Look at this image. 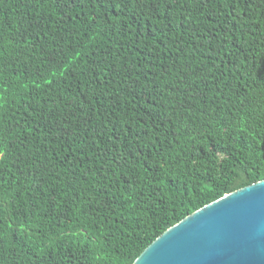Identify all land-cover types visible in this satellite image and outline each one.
Returning a JSON list of instances; mask_svg holds the SVG:
<instances>
[{
  "label": "trees",
  "instance_id": "16d2710c",
  "mask_svg": "<svg viewBox=\"0 0 264 264\" xmlns=\"http://www.w3.org/2000/svg\"><path fill=\"white\" fill-rule=\"evenodd\" d=\"M264 180V0H0V264H133Z\"/></svg>",
  "mask_w": 264,
  "mask_h": 264
},
{
  "label": "water",
  "instance_id": "95a60500",
  "mask_svg": "<svg viewBox=\"0 0 264 264\" xmlns=\"http://www.w3.org/2000/svg\"><path fill=\"white\" fill-rule=\"evenodd\" d=\"M133 264H264V180L186 216Z\"/></svg>",
  "mask_w": 264,
  "mask_h": 264
}]
</instances>
